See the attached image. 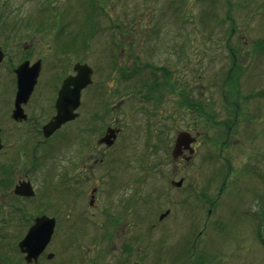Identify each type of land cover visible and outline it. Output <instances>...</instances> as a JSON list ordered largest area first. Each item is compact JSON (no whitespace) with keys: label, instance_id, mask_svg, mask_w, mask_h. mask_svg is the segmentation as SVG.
<instances>
[{"label":"rangeland","instance_id":"rangeland-1","mask_svg":"<svg viewBox=\"0 0 264 264\" xmlns=\"http://www.w3.org/2000/svg\"><path fill=\"white\" fill-rule=\"evenodd\" d=\"M70 38L78 50L64 56L57 48ZM259 42L264 0H0V162L10 168L8 188H0V264H27L16 242L40 214L53 216L55 226L29 264H264ZM26 53L30 61L41 54L46 71L61 58L86 62L92 75L83 114L99 113V132L113 119L122 128L99 169L96 205L80 217L73 210L72 223L64 175L46 166L56 155L79 153L81 120L35 152L14 153L27 138L21 142L9 126L13 68ZM228 74L236 75L232 90ZM34 105L28 109L40 119ZM90 124L85 139L95 144ZM180 131L194 140L192 153L182 149L176 160L171 150ZM86 150L95 152L90 144ZM18 178L29 179L34 197L9 193Z\"/></svg>","mask_w":264,"mask_h":264},{"label":"flooded vegetation","instance_id":"flooded-vegetation-1","mask_svg":"<svg viewBox=\"0 0 264 264\" xmlns=\"http://www.w3.org/2000/svg\"><path fill=\"white\" fill-rule=\"evenodd\" d=\"M86 26V25H85ZM85 28V27H83ZM87 30V27H86ZM77 37H83L85 33H83V30L79 29V31H76ZM74 34V33H73ZM69 36L71 37L72 35ZM74 42L76 39V36L74 34L73 36ZM72 38V39H73ZM68 43H61V47L59 46L57 49L62 50L64 52V56H68L69 53L76 52L78 50L77 46L78 44H74L71 41V38ZM74 46V47H73ZM84 47L83 44H80L79 46ZM32 53V52H31ZM33 54V53H32ZM31 54V55H32ZM30 55V56H31ZM75 55V54H73ZM29 56V57H30ZM29 57L27 56V53L24 54V57L21 62L27 61L29 65L33 64L35 61H39L40 67L38 71V75L36 78V82L33 85V88L26 99L25 102L20 104L21 110H20V116L13 117L12 111L14 109V97H15V90H16V81H15V74H14V68L20 64L19 62L14 68H13V74L14 78L12 79L14 81V91L12 96V108L10 109V128H14L15 132H20V136L17 137V139H20L21 142L25 136H27L26 140L22 142L19 146H16V151L14 153L20 154L23 153L24 155H28L30 152H35L37 150V146L40 144H47L52 140L56 135V133H60L61 130L63 131V128L67 127L68 125H72L74 121H76L78 118L81 120V130L79 132V137H81V145H80V151L75 156L72 155H56L54 156V159L58 157L57 160H53L52 162H49L50 164L47 165L46 169H50V172H53L54 174H61V171L63 173V178L65 180V195L68 196V201L66 200L65 206L67 212L69 214H72V218L69 219V222H75L73 218V210H75V214L77 213L80 217V212H85V210L90 208H93L96 203V197L95 193L99 191V188L104 183L102 180V177H99V169L103 168L104 165L107 164L106 161V150L108 148H111L115 141L117 140V137L121 133L122 128L118 127L117 120L113 119L112 122H109L104 130L99 132V125L97 122H95L99 116V113L97 114V111L91 113V117L87 118L86 114L84 115L82 112V107L84 105L83 101V91L86 90L87 86L83 87L79 92V104L77 108L73 111L77 115L75 118L70 119L64 123H62L57 129H55L50 135L47 137L43 133V126L55 115L56 113V99L58 97V91L62 85L63 80L68 77L75 75V71L73 69L74 65L76 63L82 64L86 63L80 58L75 57L74 60H67L65 58H61L59 60L60 64L58 66L55 65L54 70H48L45 69V58L41 54H37L33 61L29 60ZM31 58V57H30ZM59 59V58H58ZM87 64V63H86ZM57 67V69H56ZM37 93L39 95L36 97ZM34 102V107L37 110H41V118L39 119V114L35 113L33 110H29L28 106L31 102ZM89 122L94 123V125L90 124V129H93V132L95 135V144H92V140L85 139L86 135L85 133L88 131V124ZM1 123V122H0ZM95 124L97 126H95ZM107 127H114L115 129H119L116 133V137L114 141L109 145L106 146L104 143H99V138L105 133ZM18 130V131H16ZM29 133V134H27ZM3 136L4 132L2 129V126H0V157L2 154V150L4 147L3 142ZM61 142L58 144L60 146ZM92 146V149L95 151L94 153H89V151L86 150V148ZM13 154V153H12ZM14 155H12L13 157ZM34 157V158H33ZM36 155H32V163L36 164L39 162L34 161L36 158ZM113 157V156H112ZM14 158V157H13ZM44 158V157H43ZM183 158V151L176 157V160H181ZM2 159V158H1ZM114 158L111 160H108L110 163ZM117 161V158H116ZM64 162V168H61V164ZM114 162V160H113ZM42 163H45L42 161ZM9 164V162H8ZM5 162H0V176H3L2 182L0 179V188H8V182L5 180L7 177L6 174L10 170L9 165ZM39 164L37 166L39 167ZM34 166V165H33ZM57 169V170H56ZM58 169L61 170L58 172ZM97 171V178H94L93 171ZM46 171V170H45ZM105 175L108 174V171L104 173ZM21 180H29L27 178H18L16 182L13 183L12 188L10 189L9 193L13 196H18L20 198H32V197H24L20 195H16L13 193V187L14 185ZM30 182V181H29ZM173 183V182H172ZM31 184V183H30ZM90 184L88 193L86 192L87 185ZM32 186V185H31ZM83 186V187H82ZM10 187V186H9ZM103 187V186H102ZM101 187V188H102ZM33 188V187H32ZM34 190V189H33ZM35 195V192H34ZM88 196V200L85 202L86 197ZM132 207V203H129L126 207V210L128 211V214H130V210ZM125 209V208H124ZM104 210V209H101ZM100 210V211H101ZM77 211V212H76ZM97 225H99V219L97 221Z\"/></svg>","mask_w":264,"mask_h":264},{"label":"water","instance_id":"water-1","mask_svg":"<svg viewBox=\"0 0 264 264\" xmlns=\"http://www.w3.org/2000/svg\"><path fill=\"white\" fill-rule=\"evenodd\" d=\"M3 58V52L0 49V61ZM39 61H35L29 65L27 61H23L14 68L16 90L14 97L13 117L20 116V104L28 98L39 71ZM75 75L66 77L58 91L56 99V113L43 126V133L47 137L62 123L75 118L77 115L73 111L79 104V92L86 85L91 83L92 68L86 64L76 63L73 67ZM119 129L107 127L105 133L99 138V143L109 146L115 139ZM194 140L186 131H180L174 141L171 155L175 159L182 151L187 149L192 153L190 143ZM181 181H177L176 185H180ZM13 193L24 197L34 196V190L29 180L18 181L13 187ZM163 216L160 215L159 218ZM55 226V218L45 214L37 215L33 218L31 224L27 227L23 236L16 242L19 252L23 255L25 263H36L38 256L43 252L50 241ZM52 252L46 254V258L52 257Z\"/></svg>","mask_w":264,"mask_h":264},{"label":"trees","instance_id":"trees-1","mask_svg":"<svg viewBox=\"0 0 264 264\" xmlns=\"http://www.w3.org/2000/svg\"><path fill=\"white\" fill-rule=\"evenodd\" d=\"M89 19H90V17H89ZM256 47L258 48V50L259 51H261L263 48H264V43H257V45H256ZM234 51H232V55H231V57H232V64H231V68L232 67H234V65H235V53L236 52H234ZM230 71V70H229ZM235 78H236V75L234 74V75H227L225 78H224V83H230V86H229V89L228 90H232V88H233V85L231 84V82H235ZM156 87V86H155ZM155 87H153V88H155ZM184 101V103L185 104H188L189 105V103L186 101V100H183ZM206 117H207V113H205L204 114ZM259 215L263 218L264 217V207H262L261 208V210H260V212H259Z\"/></svg>","mask_w":264,"mask_h":264}]
</instances>
